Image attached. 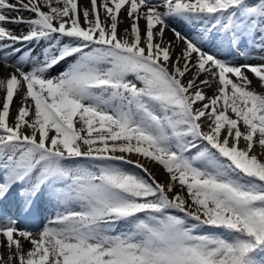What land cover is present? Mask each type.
<instances>
[{"label": "snow or ice", "instance_id": "snow-or-ice-1", "mask_svg": "<svg viewBox=\"0 0 264 264\" xmlns=\"http://www.w3.org/2000/svg\"><path fill=\"white\" fill-rule=\"evenodd\" d=\"M88 5L0 0V264H264V0Z\"/></svg>", "mask_w": 264, "mask_h": 264}, {"label": "bare ground", "instance_id": "bare-ground-1", "mask_svg": "<svg viewBox=\"0 0 264 264\" xmlns=\"http://www.w3.org/2000/svg\"><path fill=\"white\" fill-rule=\"evenodd\" d=\"M80 2H82L86 6H89L88 5V0H78V3H80ZM98 2H99V0H98ZM13 15H15V13H13ZM23 15H25L27 17L28 13H23ZM127 26H128L127 23H125L124 25H121V27H127ZM141 26H143V21H141ZM21 31H22V27L21 28H17V30H16L17 34H19ZM165 38L166 39H172V33L171 32H166ZM23 47L25 49H27L29 47H31L33 49H36L37 46H36V44H32L30 46L28 44H25V45H23ZM37 51H39V49H37ZM221 55L226 56V53H222ZM235 60H238V59H235ZM56 74H57L56 72L52 73V75H56ZM201 79H203V77H201ZM253 88H255L259 92L261 91V89H260V87H259V85H258V83L256 81H253ZM205 91L209 95H211L210 90L205 89ZM2 95H3V93H0V96H2ZM18 107H19V102H18V100L16 98H14L13 105L11 106V110H12V114L13 115H15V110ZM243 143L244 142L242 141L241 142V146H243ZM256 151H260V150L257 148ZM132 159H136V157H132ZM148 167H149V171H151L154 174L155 178L159 179L161 183L166 182V176H165L164 170H163V168L160 165L152 163V164H149ZM47 224H48V222H47ZM30 247L31 246L29 244H27V243L24 244L25 250H28Z\"/></svg>", "mask_w": 264, "mask_h": 264}, {"label": "rangeland", "instance_id": "rangeland-1", "mask_svg": "<svg viewBox=\"0 0 264 264\" xmlns=\"http://www.w3.org/2000/svg\"><path fill=\"white\" fill-rule=\"evenodd\" d=\"M221 58H227L228 60L233 61V63H235V64H241V63H244V62H245L244 59L232 60V59H230V57H221ZM247 62H248V63H251V64H258V63H260L258 58H257V59H250V60H248ZM255 90H256V89H255ZM258 92H259V91H258ZM193 154H195V153H193ZM133 157H135V156H133ZM262 158H264V157H262ZM124 167H125V168H128V169H131L132 171L140 172V170H139V169H136V168L134 167V165H124ZM161 167H162V166H161ZM162 168H163V167H162ZM0 170H1V173L4 174V172H3V168H2V161H0ZM163 170H164V169H163ZM164 173H165V176H166V182H164V183H162V184H167V182H168V180H169V175L166 173L165 170H164ZM140 174H141V175H145V178H147V176H146L145 173L140 172ZM155 179H156V181L160 182L159 179H157V178H155ZM160 183H161V182H160ZM176 191H180L179 186L176 187ZM170 195H171V194H170ZM172 214H178V213H176V212L173 210V211H172ZM180 215H183V214L180 213ZM42 226H43V225H42ZM42 226H40V227H35L34 229H28V230L33 231V232H38ZM211 230H212L211 228H206V229L203 230V232H204L205 234H207V233H209V232H212Z\"/></svg>", "mask_w": 264, "mask_h": 264}, {"label": "trees", "instance_id": "trees-1", "mask_svg": "<svg viewBox=\"0 0 264 264\" xmlns=\"http://www.w3.org/2000/svg\"><path fill=\"white\" fill-rule=\"evenodd\" d=\"M211 231L213 232V231H219V230H217V229H212Z\"/></svg>", "mask_w": 264, "mask_h": 264}]
</instances>
